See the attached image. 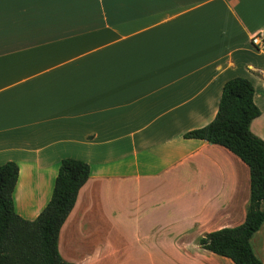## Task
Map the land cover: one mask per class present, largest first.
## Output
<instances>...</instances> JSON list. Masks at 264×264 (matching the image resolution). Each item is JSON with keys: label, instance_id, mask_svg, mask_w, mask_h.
Wrapping results in <instances>:
<instances>
[{"label": "crops", "instance_id": "0c3cea01", "mask_svg": "<svg viewBox=\"0 0 264 264\" xmlns=\"http://www.w3.org/2000/svg\"><path fill=\"white\" fill-rule=\"evenodd\" d=\"M256 35L264 43V0H0V166H18L16 214L39 215L70 158L90 173L59 231L64 261L65 239L95 214L134 229L146 264L211 261L198 240L244 222L249 170L183 135L244 78L261 112L250 132L264 141ZM250 245L264 264V224Z\"/></svg>", "mask_w": 264, "mask_h": 264}, {"label": "trees", "instance_id": "16d2710c", "mask_svg": "<svg viewBox=\"0 0 264 264\" xmlns=\"http://www.w3.org/2000/svg\"><path fill=\"white\" fill-rule=\"evenodd\" d=\"M254 88L244 78L227 81L215 118L206 126L183 135L185 139L219 146L244 163L249 170V201L244 222L204 235L198 245L232 264H262L250 240L264 224V141L250 132L251 122L261 114L253 101ZM89 166L66 158L60 162L50 200L32 221L14 210L13 192L18 166H0V264H72L58 251V235L74 207L78 191L89 177Z\"/></svg>", "mask_w": 264, "mask_h": 264}, {"label": "rangeland", "instance_id": "374dc122", "mask_svg": "<svg viewBox=\"0 0 264 264\" xmlns=\"http://www.w3.org/2000/svg\"><path fill=\"white\" fill-rule=\"evenodd\" d=\"M261 209L264 210V202ZM103 220L101 214H95L90 222L84 223L83 228L65 239V250L70 257L68 261L72 264H146L137 259L139 253L145 250L134 229H112L104 225ZM253 239L251 244L256 250L262 242V232ZM206 264L232 263L213 256Z\"/></svg>", "mask_w": 264, "mask_h": 264}, {"label": "built area", "instance_id": "2783aa9c", "mask_svg": "<svg viewBox=\"0 0 264 264\" xmlns=\"http://www.w3.org/2000/svg\"><path fill=\"white\" fill-rule=\"evenodd\" d=\"M251 43H252V45H254L257 48H263L264 47V43H262V41L260 40V38L257 35L252 37Z\"/></svg>", "mask_w": 264, "mask_h": 264}, {"label": "snow or ice", "instance_id": "6c2138e0", "mask_svg": "<svg viewBox=\"0 0 264 264\" xmlns=\"http://www.w3.org/2000/svg\"><path fill=\"white\" fill-rule=\"evenodd\" d=\"M24 2H30V0H24Z\"/></svg>", "mask_w": 264, "mask_h": 264}]
</instances>
